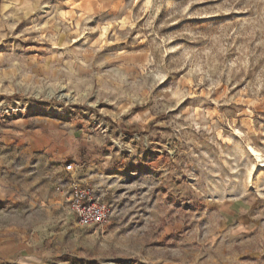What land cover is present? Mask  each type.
<instances>
[{
  "label": "rangeland",
  "instance_id": "374dc122",
  "mask_svg": "<svg viewBox=\"0 0 264 264\" xmlns=\"http://www.w3.org/2000/svg\"><path fill=\"white\" fill-rule=\"evenodd\" d=\"M72 182L106 224L77 225ZM0 246L264 264V0H0Z\"/></svg>",
  "mask_w": 264,
  "mask_h": 264
},
{
  "label": "built area",
  "instance_id": "2783aa9c",
  "mask_svg": "<svg viewBox=\"0 0 264 264\" xmlns=\"http://www.w3.org/2000/svg\"><path fill=\"white\" fill-rule=\"evenodd\" d=\"M67 171L72 170V165L66 167ZM62 185L56 187L58 193ZM66 202L73 216L77 219L78 226L101 227L108 222L111 217L109 204L103 202L92 189L81 187L76 183H70L66 193Z\"/></svg>",
  "mask_w": 264,
  "mask_h": 264
},
{
  "label": "crops",
  "instance_id": "0c3cea01",
  "mask_svg": "<svg viewBox=\"0 0 264 264\" xmlns=\"http://www.w3.org/2000/svg\"><path fill=\"white\" fill-rule=\"evenodd\" d=\"M19 2L23 3L24 0H3V6L6 8L15 3ZM10 257L6 256L3 253V248L0 246V264H5L9 261ZM18 264H34V262L38 261L35 254H24L22 251L19 252L18 256L15 258Z\"/></svg>",
  "mask_w": 264,
  "mask_h": 264
}]
</instances>
